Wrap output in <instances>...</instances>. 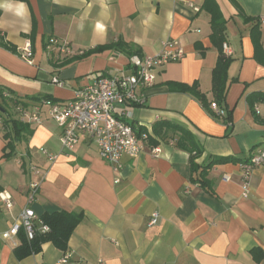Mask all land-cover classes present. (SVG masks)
Instances as JSON below:
<instances>
[{
	"label": "crops",
	"instance_id": "obj_1",
	"mask_svg": "<svg viewBox=\"0 0 264 264\" xmlns=\"http://www.w3.org/2000/svg\"><path fill=\"white\" fill-rule=\"evenodd\" d=\"M203 2L0 0V35L7 44L0 45V100L17 119L22 110L41 106L39 122L20 119L25 127L13 148L6 147L0 116V191L12 196L11 208L0 202V264H264V169L251 172L243 196L240 166L264 140V0H214L223 41L211 39ZM253 34L263 54L255 56ZM50 38L68 42L73 53L47 50ZM25 39L32 63L18 53ZM166 39L179 41L183 57L160 69L142 91V104L121 107L136 132L148 136L138 155L123 156L115 170L86 138L62 150L61 129L42 101L72 99L93 73L128 72L131 54L154 55ZM222 42L230 58L223 103L229 121L211 117L197 98L171 85L195 83L214 108L212 71ZM117 43L122 46L96 49ZM162 120L194 135L195 172L191 154L174 138L159 139L158 156L150 152L155 144L149 136ZM43 149L57 157L49 159ZM221 158L226 160L213 163ZM31 181L39 182L31 204L38 217L64 211L80 213L81 220L64 249L45 241L38 252L19 257L21 233L6 239L3 232L25 205ZM154 212L157 222L149 226Z\"/></svg>",
	"mask_w": 264,
	"mask_h": 264
},
{
	"label": "built area",
	"instance_id": "obj_2",
	"mask_svg": "<svg viewBox=\"0 0 264 264\" xmlns=\"http://www.w3.org/2000/svg\"><path fill=\"white\" fill-rule=\"evenodd\" d=\"M189 6L197 10L189 3ZM162 49L154 55L133 54L128 57V72L123 70L102 71L90 75L92 82L78 87L74 91L73 98L66 102L44 100L42 105L47 107L50 118L61 129L60 146L62 150H72L83 138L92 142L98 155L103 160L113 165L115 170L121 167L123 156L135 157L143 148L142 141L147 140L146 133L141 135L136 132L131 124L123 117L121 107L139 105L144 102L142 91L154 84L160 69L167 63L178 61L184 55L182 45L176 39H166L161 42ZM47 50L57 48L60 53L71 55L73 50L66 41H58L50 38L45 45ZM223 49H227L223 43ZM21 58L28 63L33 62V50L31 41L25 39L18 48ZM79 51L78 54H81ZM52 81L57 85H63L58 77ZM7 96V94H4ZM215 115L224 118V108L214 107ZM257 111V109H255ZM41 106L36 105L32 112L22 110L20 118H27L30 122L40 121ZM154 156L161 153L159 145L149 146ZM42 152L49 158L55 159L57 154ZM242 177V195H247L248 178L254 169H264V140L254 149L248 159L240 164ZM33 173H38L36 166H30ZM117 181V180H116ZM39 190V182L31 181L28 186L26 203L21 208L18 216L11 226L3 232V237L13 239L22 231L29 241L36 233H47L50 227L43 223L31 207ZM0 202L6 209L12 206V196L6 191H0ZM158 219V213L150 215L148 225L153 226ZM69 255L65 253L61 258L62 263L68 261ZM80 264V263H76Z\"/></svg>",
	"mask_w": 264,
	"mask_h": 264
},
{
	"label": "trees",
	"instance_id": "obj_3",
	"mask_svg": "<svg viewBox=\"0 0 264 264\" xmlns=\"http://www.w3.org/2000/svg\"><path fill=\"white\" fill-rule=\"evenodd\" d=\"M203 8L206 11H208L211 16L210 19L211 39L214 41L217 38L218 39L220 38L223 41L222 34L224 31V21L220 16L216 3L214 2V0H204ZM252 40L254 45L255 56H257L259 53L263 54V51L261 50L259 38L255 34H253ZM222 44L223 42L219 44L217 61L212 71V91L216 103L215 107L218 108H224L223 103H224V94H225L226 81H227L226 72L230 62V58L227 55H225V53L222 50L223 49ZM0 45L7 46L1 35H0ZM120 45L121 43H117L115 45L109 44V45L99 46L96 49L101 50L107 47L118 48ZM134 54H138V53H134ZM83 55H85L84 52H82L78 56H83ZM171 85L173 89L193 95L195 98H197L200 101L205 111L211 117L218 118L215 115L214 109L209 106V104L205 100V97L196 88L195 83L192 84L172 83ZM260 95H261V99L264 100V94H260ZM3 103H4L3 101L0 102L1 107L5 106ZM4 108H5L4 113L0 112V116L2 117V127L5 130L4 137L5 139L8 140V142L6 143V147L13 148L14 142L20 137L21 131L25 127V123L20 119L12 117L9 111L7 110V108L6 107ZM223 119L227 121L228 115L226 114ZM152 130L153 133L152 135L149 136V139L153 144L156 145L159 139L174 138L175 145L178 148L183 149L191 154L190 156L191 172H195L198 169L199 166H197L194 159L196 155H198L199 153V147L197 146L194 135L191 133V131H189L187 128L179 124L170 123L165 120L155 123ZM225 160L226 159L221 158L219 160L213 161V163L218 161H225ZM211 164L212 163H210V165ZM192 179L201 181V178L198 176L197 177L192 176ZM41 220L43 221V223L47 224L50 227V230L47 233H36L34 238L28 241L25 238L24 233L22 231H19V234L21 233V244L17 248V255L19 257L26 256L33 252H38L40 250L41 244L45 241H51L55 246L64 249L67 245L68 239L73 229L81 220V214L69 213L64 211L52 212V213H46L43 216H41Z\"/></svg>",
	"mask_w": 264,
	"mask_h": 264
},
{
	"label": "water",
	"instance_id": "obj_4",
	"mask_svg": "<svg viewBox=\"0 0 264 264\" xmlns=\"http://www.w3.org/2000/svg\"><path fill=\"white\" fill-rule=\"evenodd\" d=\"M0 111H1V112H4V109H3L1 106H0Z\"/></svg>",
	"mask_w": 264,
	"mask_h": 264
},
{
	"label": "rangeland",
	"instance_id": "obj_5",
	"mask_svg": "<svg viewBox=\"0 0 264 264\" xmlns=\"http://www.w3.org/2000/svg\"><path fill=\"white\" fill-rule=\"evenodd\" d=\"M7 109H8V107H7ZM8 111L10 112V110L8 109ZM13 113V112H12Z\"/></svg>",
	"mask_w": 264,
	"mask_h": 264
}]
</instances>
